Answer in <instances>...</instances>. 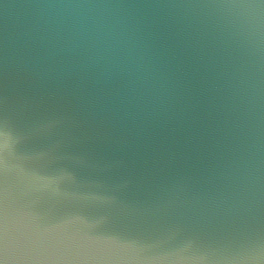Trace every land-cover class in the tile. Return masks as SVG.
<instances>
[{"label": "water", "instance_id": "95a60500", "mask_svg": "<svg viewBox=\"0 0 264 264\" xmlns=\"http://www.w3.org/2000/svg\"><path fill=\"white\" fill-rule=\"evenodd\" d=\"M0 264H264V0H0Z\"/></svg>", "mask_w": 264, "mask_h": 264}]
</instances>
